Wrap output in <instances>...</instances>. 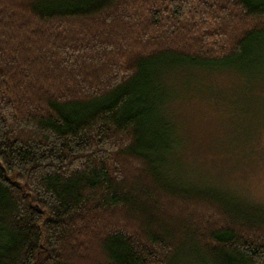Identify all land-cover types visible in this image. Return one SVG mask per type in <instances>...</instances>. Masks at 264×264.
<instances>
[{
	"label": "trees",
	"instance_id": "obj_1",
	"mask_svg": "<svg viewBox=\"0 0 264 264\" xmlns=\"http://www.w3.org/2000/svg\"><path fill=\"white\" fill-rule=\"evenodd\" d=\"M246 71L264 0H0V264H264V206L181 178L170 110Z\"/></svg>",
	"mask_w": 264,
	"mask_h": 264
},
{
	"label": "rangeland",
	"instance_id": "obj_2",
	"mask_svg": "<svg viewBox=\"0 0 264 264\" xmlns=\"http://www.w3.org/2000/svg\"><path fill=\"white\" fill-rule=\"evenodd\" d=\"M226 73L198 78L170 105L184 158L178 170L192 174L181 177L188 184L201 179V188L264 206V71Z\"/></svg>",
	"mask_w": 264,
	"mask_h": 264
}]
</instances>
